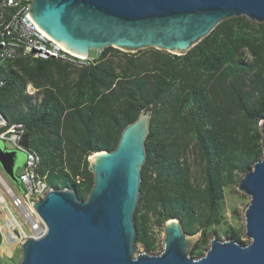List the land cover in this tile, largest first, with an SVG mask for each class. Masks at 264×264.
Returning <instances> with one entry per match:
<instances>
[{
    "label": "trees",
    "instance_id": "obj_1",
    "mask_svg": "<svg viewBox=\"0 0 264 264\" xmlns=\"http://www.w3.org/2000/svg\"><path fill=\"white\" fill-rule=\"evenodd\" d=\"M150 51L149 58L123 54L116 60L111 53L121 51L107 48L80 68L19 59L0 69V113L9 125L25 126L50 185L87 200L94 185L89 156L116 149L122 131L151 110L136 243L147 252L155 246L148 214L141 215L146 207L165 222L178 219L184 233H201L196 255L208 243V229L222 222L224 187L263 156L257 128L264 119V24L233 18L186 55ZM191 146L201 181L186 159Z\"/></svg>",
    "mask_w": 264,
    "mask_h": 264
},
{
    "label": "water",
    "instance_id": "obj_2",
    "mask_svg": "<svg viewBox=\"0 0 264 264\" xmlns=\"http://www.w3.org/2000/svg\"><path fill=\"white\" fill-rule=\"evenodd\" d=\"M30 14L56 42L83 58L107 48L183 56L223 21L245 17L264 24V0H33ZM151 118V110L142 112L122 131L116 149L89 157L94 185L87 200L73 189H51L33 205L47 230L23 241L20 264H264V119L263 156L238 186L250 197L245 222L251 242L214 238L206 254L194 259L188 249L198 234L184 233L181 222L171 219L163 252L135 256V214ZM29 138L26 134L21 142L25 149ZM3 143L0 165L20 185L16 170L25 152L5 150Z\"/></svg>",
    "mask_w": 264,
    "mask_h": 264
},
{
    "label": "built area",
    "instance_id": "obj_3",
    "mask_svg": "<svg viewBox=\"0 0 264 264\" xmlns=\"http://www.w3.org/2000/svg\"><path fill=\"white\" fill-rule=\"evenodd\" d=\"M32 3L33 0H0V69L22 58L55 60L74 68L86 67L95 61L90 57L83 58L71 53L40 28L30 14ZM4 86L5 81L0 74V98ZM28 87L30 94L36 92L31 84ZM25 135L23 124L9 125L6 117L0 113V141L11 142L15 147L12 150L23 151L26 156L23 171L18 176L19 187L24 190L22 196L13 190L0 173V220L4 225L2 218L6 212L11 211L9 222L14 223L15 234L10 240L15 243L20 238L17 242L20 247L25 239H37L46 232V225L33 205L54 189L47 175L40 173L42 156L37 151L25 149L21 145ZM4 149L11 150L7 147ZM76 182L82 183L84 178L77 177Z\"/></svg>",
    "mask_w": 264,
    "mask_h": 264
},
{
    "label": "rangeland",
    "instance_id": "obj_4",
    "mask_svg": "<svg viewBox=\"0 0 264 264\" xmlns=\"http://www.w3.org/2000/svg\"><path fill=\"white\" fill-rule=\"evenodd\" d=\"M254 24H259L256 22H252ZM150 50L153 49H147V50H140L136 53L132 52H125L121 51L120 53L112 52L111 57H113L116 60H122L123 54H128L129 56L137 55L140 57L149 58L152 56V52ZM146 51H149L145 53ZM99 52L95 50H91L90 52V58L96 60L98 58ZM29 87L27 89V93L30 94ZM32 92V91H31ZM33 95V94H30ZM258 132L260 131V126L257 128ZM4 147H7L8 149H15L13 144L11 142H5L3 143ZM191 152H189L186 155V159H188V162L191 164L192 173L194 177L201 181V165L198 158L197 151L193 152V146H191ZM91 156V155H90ZM89 156V157H90ZM89 159V158H88ZM26 160V156H23L22 161L20 162L19 168L16 170V174L19 176L21 172L23 171V166ZM83 172V175L85 174V171H83V168L81 169ZM0 173L6 178L10 186L13 188V190L19 194L23 195L24 190L21 189L19 186L15 183H13L6 173L4 172L3 168L0 165ZM245 173L241 172L235 179L233 183H230L224 187V199H223V207H222V222L219 225H215L208 229V243L206 245L200 246V250L198 254L196 255H190L194 259H199L202 256L206 254V252L211 247V241L214 238H218L220 241H228L231 239H235L237 242L241 243L242 245H248L251 240L246 236V222H245V211L250 203V197L246 195L245 193L238 190V186L240 182L242 181ZM85 176V175H84ZM83 176V177H84ZM86 177V176H85ZM1 188V186H0ZM148 214L149 221H148V227L150 228L151 238L153 241H155V246L153 251L147 252L144 246L141 243H135V256H137L139 253H148L151 255H159L164 250V238H165V219L161 215H157L154 213H148V210L146 207H143L141 210V215ZM20 220V218H19ZM5 228L2 224V221L0 220V264H20L22 260V247H20L18 244H15L14 242H8L7 239L5 240ZM202 238L201 233H199L194 241V244L192 247L188 249L189 254H191L192 249L195 245L200 244V240ZM13 245V246H11ZM13 249L11 250L10 248Z\"/></svg>",
    "mask_w": 264,
    "mask_h": 264
},
{
    "label": "bare ground",
    "instance_id": "obj_5",
    "mask_svg": "<svg viewBox=\"0 0 264 264\" xmlns=\"http://www.w3.org/2000/svg\"><path fill=\"white\" fill-rule=\"evenodd\" d=\"M94 155V154H93ZM10 216H11V211H8V212H6L5 214H4V217L2 218V219H4V228H5V232H4V237H5V240L7 239V241L9 242H12L11 240H10V238H11V236H14V227H15V225H14V223L13 222H9L10 221ZM20 240V238H18L17 239V241L15 242V244H17V242ZM11 246H13V245H11ZM11 250L13 249V247L12 248H10Z\"/></svg>",
    "mask_w": 264,
    "mask_h": 264
},
{
    "label": "flooded vegetation",
    "instance_id": "obj_6",
    "mask_svg": "<svg viewBox=\"0 0 264 264\" xmlns=\"http://www.w3.org/2000/svg\"><path fill=\"white\" fill-rule=\"evenodd\" d=\"M18 176V175H17Z\"/></svg>",
    "mask_w": 264,
    "mask_h": 264
}]
</instances>
